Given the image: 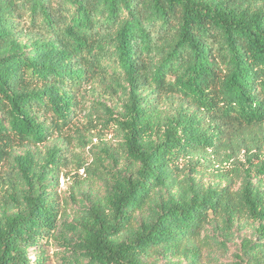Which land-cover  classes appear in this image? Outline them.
I'll return each mask as SVG.
<instances>
[{
	"label": "trees",
	"instance_id": "1",
	"mask_svg": "<svg viewBox=\"0 0 264 264\" xmlns=\"http://www.w3.org/2000/svg\"><path fill=\"white\" fill-rule=\"evenodd\" d=\"M92 84L118 146L61 194ZM0 141V264H264V0H0Z\"/></svg>",
	"mask_w": 264,
	"mask_h": 264
},
{
	"label": "rangeland",
	"instance_id": "2",
	"mask_svg": "<svg viewBox=\"0 0 264 264\" xmlns=\"http://www.w3.org/2000/svg\"><path fill=\"white\" fill-rule=\"evenodd\" d=\"M100 98L109 106H116V101L111 99L103 89L97 84L88 87L80 97V112L74 125L69 129L65 136L55 139V143L61 147L60 168L57 172L56 182L57 191L63 193L69 187L74 188L80 182L85 181L86 174L84 166H90L95 151L102 147L116 149L119 139L116 132L103 126L102 119L92 114L94 111H100L95 107L93 101ZM150 104L155 109L166 110L172 102V97L163 91H157L153 96L148 97ZM0 141V146L2 145ZM2 146V159L0 160V190L7 176L11 175L9 168L11 166V154L20 152L18 147L12 141H4ZM51 142H44L39 147L43 149L49 146ZM39 147H36L39 150ZM40 149V150H41ZM83 166V167H82ZM1 193V192H0ZM52 253L50 249L49 255ZM48 263L53 264L52 260Z\"/></svg>",
	"mask_w": 264,
	"mask_h": 264
}]
</instances>
